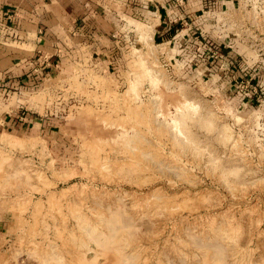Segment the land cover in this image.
I'll return each mask as SVG.
<instances>
[{
	"label": "rangeland",
	"instance_id": "1",
	"mask_svg": "<svg viewBox=\"0 0 264 264\" xmlns=\"http://www.w3.org/2000/svg\"><path fill=\"white\" fill-rule=\"evenodd\" d=\"M97 2L0 80V264H264V0Z\"/></svg>",
	"mask_w": 264,
	"mask_h": 264
},
{
	"label": "crops",
	"instance_id": "2",
	"mask_svg": "<svg viewBox=\"0 0 264 264\" xmlns=\"http://www.w3.org/2000/svg\"><path fill=\"white\" fill-rule=\"evenodd\" d=\"M96 2L97 0H0V34L7 36L1 37L0 43L5 40L1 44L10 47L0 46L2 83L6 85L14 82L16 68L11 64L14 58L28 59L33 55L34 49H40L44 54L51 56L54 52L68 54L65 46L74 47L78 42L89 43L95 34L92 32L96 27L94 13L95 10H100L98 6L101 7V4ZM156 3L154 5L160 14L159 19H162L164 7ZM83 16L87 22L82 19ZM77 21L83 24H77ZM173 25L169 24L168 28ZM7 42L19 43L20 46H25V49L15 50ZM34 76L36 75L29 74L26 77L31 80Z\"/></svg>",
	"mask_w": 264,
	"mask_h": 264
},
{
	"label": "trees",
	"instance_id": "3",
	"mask_svg": "<svg viewBox=\"0 0 264 264\" xmlns=\"http://www.w3.org/2000/svg\"><path fill=\"white\" fill-rule=\"evenodd\" d=\"M178 32H179V25L176 24L168 28L163 34L162 33L157 34L155 38L157 42L168 41L171 40Z\"/></svg>",
	"mask_w": 264,
	"mask_h": 264
}]
</instances>
